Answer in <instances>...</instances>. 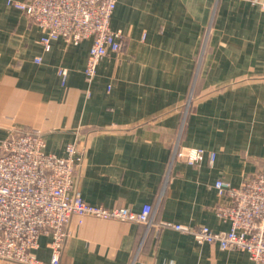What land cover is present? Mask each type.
Wrapping results in <instances>:
<instances>
[{
  "label": "crops",
  "instance_id": "crops-1",
  "mask_svg": "<svg viewBox=\"0 0 264 264\" xmlns=\"http://www.w3.org/2000/svg\"><path fill=\"white\" fill-rule=\"evenodd\" d=\"M109 26L123 46L84 79L90 40L58 38L0 0V140L13 128L42 133L45 151L82 150L72 193L107 208L155 205L193 84L181 145L206 150L175 159L155 221L226 230L211 183L234 186L264 171V6L261 0H117ZM40 58L39 61H35ZM67 70L62 80L59 68ZM215 153L213 164L208 152ZM59 264H253L245 252L198 244L169 226L72 216ZM32 253L49 263L50 236ZM0 264H18L0 259Z\"/></svg>",
  "mask_w": 264,
  "mask_h": 264
},
{
  "label": "built area",
  "instance_id": "built-area-1",
  "mask_svg": "<svg viewBox=\"0 0 264 264\" xmlns=\"http://www.w3.org/2000/svg\"><path fill=\"white\" fill-rule=\"evenodd\" d=\"M116 2L6 0L8 6L21 11L31 24L44 31L40 38L44 51H48L51 42L58 38L73 45L90 40L83 70L87 83L93 80L100 60L109 53H118L123 46L120 32L109 26ZM261 4L264 6V0ZM58 74L64 80L67 70L61 67ZM194 86L195 83L183 102L184 111L157 201L155 205L143 204L138 212L123 206L93 205L72 193L83 155L76 144H67L65 154L57 156L45 151L41 132L24 128L9 130L0 140V259L19 264H45L32 253L38 245V237L45 234L50 236L51 248V259L47 264H59L68 234L66 223L72 216H93L142 224L144 237L151 229L169 226L191 234L198 244L206 242L222 250H239L245 252L253 264H264V171L248 176L237 186L220 177L212 181L210 187L217 199L214 213L227 223L226 230L155 221L164 188L173 179L171 170L175 159L197 165L206 155L203 148L184 147L180 140ZM207 157L212 165L215 153L210 151ZM141 247L142 243L135 249L129 264L137 261Z\"/></svg>",
  "mask_w": 264,
  "mask_h": 264
},
{
  "label": "rangeland",
  "instance_id": "rangeland-1",
  "mask_svg": "<svg viewBox=\"0 0 264 264\" xmlns=\"http://www.w3.org/2000/svg\"><path fill=\"white\" fill-rule=\"evenodd\" d=\"M19 264V263H18Z\"/></svg>",
  "mask_w": 264,
  "mask_h": 264
}]
</instances>
